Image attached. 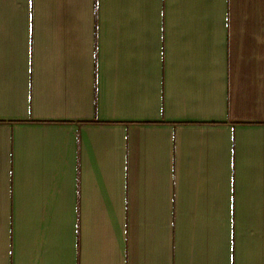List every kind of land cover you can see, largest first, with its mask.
Masks as SVG:
<instances>
[{
	"label": "crops",
	"instance_id": "0c3cea01",
	"mask_svg": "<svg viewBox=\"0 0 264 264\" xmlns=\"http://www.w3.org/2000/svg\"><path fill=\"white\" fill-rule=\"evenodd\" d=\"M0 264H264V0H0Z\"/></svg>",
	"mask_w": 264,
	"mask_h": 264
}]
</instances>
